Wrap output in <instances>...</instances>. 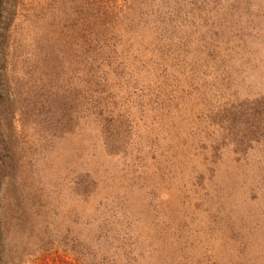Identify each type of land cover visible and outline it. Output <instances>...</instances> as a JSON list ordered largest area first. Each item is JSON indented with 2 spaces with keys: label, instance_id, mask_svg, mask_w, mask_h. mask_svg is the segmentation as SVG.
<instances>
[{
  "label": "rangeland",
  "instance_id": "rangeland-1",
  "mask_svg": "<svg viewBox=\"0 0 264 264\" xmlns=\"http://www.w3.org/2000/svg\"><path fill=\"white\" fill-rule=\"evenodd\" d=\"M53 2L70 9L62 26L98 11L104 21L115 15L124 22L125 6L142 5L148 20L157 14L158 40L146 22L129 36L123 56L156 64L141 69L140 81L137 74L87 84L75 76L71 59L46 63L51 47L44 45L41 57L22 54L24 30L14 28L20 35L9 70L40 64L37 71L52 77L40 86L55 92L40 103H16L6 99L15 97L14 87L6 91L0 82L6 263L89 261L86 244L104 243L114 222L107 217L118 214L114 196L123 193L136 211L142 205L144 216L133 232L144 252L133 264H264V0H35L34 7ZM27 21L24 28L42 30V23ZM141 40L158 43V60ZM53 54L60 55L58 44ZM83 102L105 110L81 112L97 116L91 124L52 126ZM80 170L98 186L79 195ZM81 210L96 228L79 230Z\"/></svg>",
  "mask_w": 264,
  "mask_h": 264
},
{
  "label": "trees",
  "instance_id": "trees-1",
  "mask_svg": "<svg viewBox=\"0 0 264 264\" xmlns=\"http://www.w3.org/2000/svg\"><path fill=\"white\" fill-rule=\"evenodd\" d=\"M34 4L35 0H0V82L3 84V89L6 91H9L10 86H13L15 89L13 93L15 97L10 98L11 94L10 96L7 95L6 99L15 100L14 102L17 103L25 98H29L31 103L34 101L40 103V100L50 99V95L53 96L55 92L51 89L43 91V88L40 86L39 82L45 79H52V77H46V73L37 71L40 64L24 72H15L13 69L9 70L8 60L11 56L14 57L15 54L12 52L11 48L13 44L17 43L16 37L18 38L20 35L18 31L15 34L13 30L16 27L19 29L20 25H22L21 29L24 30L21 35L24 36L21 41L23 49L18 45L22 54L24 50L27 51V53L33 51L34 54L40 56L39 51H42L44 48L47 49L44 45L51 47V52L47 49L49 62L46 63L49 65L50 63H57L58 66H62V59H71L77 67H74L75 76L82 82L87 81V84L99 85L101 83L102 85H109L111 82L117 80L120 82V80H125L130 75L137 74L138 81H140L141 76L139 72L143 73L144 71L141 69H151L155 66V61L144 64L143 60L131 63L129 59H123V56L128 50V41L132 42V39H128L129 36L131 35V37H133L138 30H143L142 25L147 24L146 22L149 24L150 32L154 34L158 40V29L155 27L158 16L157 14L150 13L152 19L150 18V20H148L147 17L141 13L142 5L138 7L125 6L127 17H125L124 22H119L115 15L112 19H109L110 21H104L101 19V13L98 11V13L95 14L91 13L89 17L85 13L78 19L80 22H76L77 19H72L68 25L62 26L63 18L71 16L70 9L53 2L48 8L46 5H41L40 10H38L34 7ZM99 7L101 9L100 1ZM23 10L25 13L21 14L20 11ZM77 13L78 11L76 14ZM143 17L147 20L143 19ZM27 20H32V25H37L39 22L42 23V30L36 28L31 30L32 28H30V25L29 28L27 26L24 28L25 24L28 22ZM137 26L139 27L135 29ZM118 35L119 37L126 35L127 38H118ZM145 37L148 36L143 33L141 38ZM53 41L55 44H58L60 55L53 54L55 47ZM123 42L126 44L123 45ZM154 42L149 43V45L153 47L146 45L147 41L144 40H141L140 44L146 45L145 51L149 49V51L152 50V53L155 52L158 60V46L154 47ZM155 44L158 45L157 42H155ZM119 47H121L120 50ZM41 64L44 65V63ZM131 65L136 66L131 68ZM83 92L86 91L83 90ZM81 107L82 110L80 109L79 111L77 107L70 109L69 114L60 118V120L53 119L52 126L55 128L63 126L64 130H69L76 126V124L80 127L91 124L93 118L97 116H81V112H83V114H89L90 110H92L94 115L96 110H105L100 104L96 105L88 102H83ZM3 130V125L1 123L0 133L5 134ZM109 135L112 136V133L107 134V139L111 141ZM108 140H106V142L111 143ZM84 150L85 149H82L81 153L85 154ZM83 165L84 164H82V166ZM80 171L77 184L79 195L82 188L87 189L89 186H98L88 173L83 170ZM3 187V183H0V189ZM116 194L119 195L114 196L113 206L114 209L118 211V214L107 217L108 220L111 219L114 221L113 226L108 231V235L104 236L103 244L99 246L93 244H88V246L86 244V247L89 248L87 250L88 252H83L85 253L84 256L86 258L90 256V253L92 256L89 257V261L84 260L83 264H133V262L136 263V257L144 252L142 244L139 246L135 244L138 241L134 239L133 235L135 228L141 225L140 223L143 222L144 219V216L140 214V212H142V205L139 203L138 211H136L135 202H133L132 199H126L123 193ZM88 197L93 198L92 194H89ZM84 198L86 199V197ZM85 201L86 200H80L81 209L85 207ZM133 205L134 208H131ZM151 210L155 211L156 208H151ZM158 211H160V209H158ZM129 214H131V216ZM160 216L161 214L158 216V221L161 219ZM78 225L80 231L87 230L88 227L92 225L93 228H96L94 220H85V213L83 211L80 213ZM80 226H82V229ZM155 241L156 243L158 242L157 240ZM160 248H163L162 241ZM3 250L5 249L2 247L0 249V264H8L6 263V253L4 254ZM119 250H121V252H119Z\"/></svg>",
  "mask_w": 264,
  "mask_h": 264
}]
</instances>
